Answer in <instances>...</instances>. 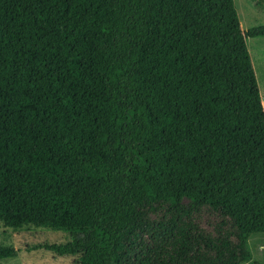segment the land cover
Returning <instances> with one entry per match:
<instances>
[{"label": "trees", "instance_id": "16d2710c", "mask_svg": "<svg viewBox=\"0 0 264 264\" xmlns=\"http://www.w3.org/2000/svg\"><path fill=\"white\" fill-rule=\"evenodd\" d=\"M256 37L233 0H0V224L79 264H260Z\"/></svg>", "mask_w": 264, "mask_h": 264}, {"label": "rangeland", "instance_id": "374dc122", "mask_svg": "<svg viewBox=\"0 0 264 264\" xmlns=\"http://www.w3.org/2000/svg\"><path fill=\"white\" fill-rule=\"evenodd\" d=\"M233 3L243 31L264 25V0H233ZM245 43L264 109V37L246 38ZM71 240L68 232L33 226L12 230L0 224V246L14 250L13 256L0 259V264H79L78 256H59L37 248L44 244H65ZM246 248L253 261L264 264V234L252 235L246 242Z\"/></svg>", "mask_w": 264, "mask_h": 264}]
</instances>
